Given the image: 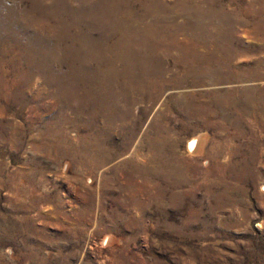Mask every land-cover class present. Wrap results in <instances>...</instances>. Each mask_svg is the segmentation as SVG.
<instances>
[{
  "label": "rangeland",
  "instance_id": "1",
  "mask_svg": "<svg viewBox=\"0 0 264 264\" xmlns=\"http://www.w3.org/2000/svg\"><path fill=\"white\" fill-rule=\"evenodd\" d=\"M125 1L0 0V264H264V0H182L197 60L150 54Z\"/></svg>",
  "mask_w": 264,
  "mask_h": 264
},
{
  "label": "bare ground",
  "instance_id": "2",
  "mask_svg": "<svg viewBox=\"0 0 264 264\" xmlns=\"http://www.w3.org/2000/svg\"><path fill=\"white\" fill-rule=\"evenodd\" d=\"M133 1H134L135 4H130L131 0H128L127 2L126 1L124 2L125 5H123V6L119 7L115 3H111L110 6H112L113 9L115 11L119 12V13H120L121 10H125V12H127V13L123 12L122 14H124L125 16L118 18V20H121L123 23H128V24L134 25V26L136 24H138V23H140V24L142 23V24H146L147 27H149V25L151 26L152 24H156V26L154 28L150 29L152 33L154 32L152 35L150 33V36H142L141 39H140L141 41L146 42V43L150 42L149 44L152 45V46H150V45L149 46L151 47L150 49L153 51V52H149L150 54L151 53L157 54L158 57L163 58V56H165L166 54H169V51H176V52L180 53V56H181L180 58L181 59H192V60H197L198 59V58H196L195 55H193L191 57H186V56H188V55H186L188 53V51L194 50L193 47H194V45H196V44H194V40L197 37L198 33L193 32L194 33L193 36H191V37L186 36L185 39H183V40H179L178 39V35L181 34V32H183V30L185 28H187V27L188 28L189 27L192 28V27L196 26V24H194V21H197V17L200 14L199 11H194V9H189L188 7H185L183 5L182 0L173 1V4H172L173 6L170 5V3L165 2L164 0H133ZM134 5L138 6L139 9L135 10L134 9ZM69 9H71V8H69ZM154 14H158L160 16V21L159 22L155 23L153 21V19H151V16L154 15ZM176 17H183L186 23L183 24V25L178 24L176 19H175ZM92 22H94V21H92ZM84 23H85L84 25L87 24V22H84ZM201 27H203V26H201ZM202 30H203V28H202ZM214 36H217L215 38V40L218 41L219 35L216 34ZM115 37L116 36H112L111 38H115ZM207 37H208L207 33L203 31L201 33V36H200V38L198 40L199 41L203 40V43L207 44ZM91 38H94V36L92 37V32H90L87 37H83L84 41H85V39L91 41ZM212 45H214V44H212ZM213 47H215V46H213ZM215 49L218 50L217 52L220 53L219 48L215 47ZM220 49H221V47H220ZM213 50H214V48H213ZM55 51L56 50H53V49H52V51L44 49V50L41 51V54H43V55L45 54L46 56H49V58H51L52 56H54ZM216 55H218V54H214L213 56H216ZM196 67H198V66H196ZM196 67L195 66H192V68L189 67L188 72L190 73V75L198 76V75L201 74V72H203V70L198 71ZM190 69H193V70H190ZM161 70H163V69H161ZM108 80H110V79H109L108 75L105 74V86L102 85V88H99V90L96 91L94 93V95L96 94L99 98H104V97L111 98V95H113L115 92L112 94V92L109 93L108 90H105V89H107V87H109V84H110V82ZM60 83H62V82H60ZM66 86H67L66 84L65 85H63V84L61 85V91H62V94H63V97H64V98L61 99V101L65 99L66 103L76 104L77 111L80 110L81 107L83 108L85 103H83L81 98H78V97L75 98L74 96L70 95L71 92H70V94L68 93V91H70V89L68 87H66ZM132 95L133 94L130 92L128 95L124 96L125 97L124 99H116V101L114 99L115 104H116V109H115L114 113H111V112L105 110L104 108H101V110L100 109L97 110V112L100 111V113L98 115H100L101 118H103L105 120V123L107 124V126L108 125L111 126V122L110 121H120V120H123V122H125L126 125H129V123H130L129 119L131 117L129 109L132 106V104L135 103V101H138L137 99L139 98V97L137 98V96H134V95L132 96ZM101 112H102V114H101ZM89 117L91 118L90 119L91 121H94L95 119H97V116L95 114L92 115V117L91 116H89ZM103 119H102V121H103ZM98 130H99V132H95L94 131V136L95 137L93 138V140H95V141H94V143L91 146H93V148L96 149V151L103 152L104 149L101 148V143L103 141L102 140L103 137H106L105 135H106L107 132H106V129H104V128L103 129H98ZM193 145H194V141L190 140L188 142V149L192 150L193 149ZM90 150H91V147H87L82 152V153H84V156H85L84 166L94 167V166L100 165L102 163V161L107 157V156H104L101 159H98V158L94 159L92 154H89ZM159 159H160V157H159ZM100 166H102V165H100Z\"/></svg>",
  "mask_w": 264,
  "mask_h": 264
}]
</instances>
